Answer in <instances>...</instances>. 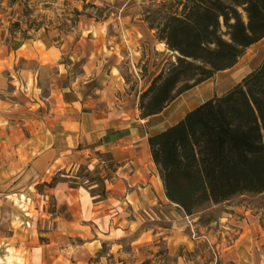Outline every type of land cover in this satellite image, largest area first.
<instances>
[{
    "label": "crops",
    "instance_id": "1",
    "mask_svg": "<svg viewBox=\"0 0 264 264\" xmlns=\"http://www.w3.org/2000/svg\"><path fill=\"white\" fill-rule=\"evenodd\" d=\"M118 32L120 36H115L119 39L118 44L99 40L94 56L100 54V57L87 63L80 78H69V81L67 71L59 69L64 67L61 64L66 54L64 44L32 40L20 44L6 56L0 53L2 67H9L11 60L24 63L20 73L27 81L26 86L9 92L11 81L3 75L7 69L0 70V161L11 163V169L4 164V175L16 174L18 179L26 170L33 169L37 180L28 186L27 190H30L40 181L52 178L56 171H75L83 163L92 167L94 155H106L112 170L101 169L97 174L105 179L101 196L93 191V185L86 186V189L64 186L62 191L73 206L89 204L92 216L95 214L102 220L108 218L109 222L104 227L108 231L111 227L120 235L123 230L131 233L132 225H139V221L132 220L133 216L143 220L146 215L158 219L165 215L163 210L166 211L168 204H172L153 160L149 138L175 126L203 103L227 94L258 70L264 63V39L248 48L233 68L221 71L185 92L159 115L142 119L140 96L162 73L168 61L159 58V66L143 78V82L148 83L144 90H141L143 85L139 86L140 89L137 86L130 90L119 68L124 57L117 56V49L122 47L132 51L131 45L148 38L149 29L145 25L129 26L118 28ZM159 43L164 46L163 42ZM105 49L110 52L109 57H101ZM155 52L161 57L164 51L157 46ZM13 61L12 64L15 63ZM30 79L35 80L32 88L29 87ZM37 82L42 86L34 87ZM14 195L25 194H13L8 198ZM231 210L229 228L233 233L220 254V264H264V222L249 209L234 207ZM155 211L160 214H152ZM73 222L69 220L68 224ZM26 223L31 227V222L27 220ZM8 230L10 234L0 231L2 256L5 249L2 246L8 247L17 241L18 233L11 224ZM30 232L31 260L40 251L44 255L50 252L51 245L40 246ZM168 238L175 240L174 248L194 246V242L184 234L180 236L175 232Z\"/></svg>",
    "mask_w": 264,
    "mask_h": 264
},
{
    "label": "rangeland",
    "instance_id": "2",
    "mask_svg": "<svg viewBox=\"0 0 264 264\" xmlns=\"http://www.w3.org/2000/svg\"><path fill=\"white\" fill-rule=\"evenodd\" d=\"M164 1L0 0V53L6 56L20 44L32 40L64 44L66 54L61 63L64 67L59 69L67 71L69 81V78H80L87 63L100 57V54L94 56L99 40L118 44L119 39H115L120 34L118 28L145 25L149 29L148 38L131 45L132 51L122 47L117 49V56L124 57L119 68L129 83V89L135 90L143 85L141 90H144L148 83L143 82V78L159 66V58L168 61L163 71L177 61L178 54L170 51L164 42V46H160L156 30L150 28L149 21L156 19V25L160 23L162 16L156 13L157 5ZM122 36L125 38L124 34ZM157 46L164 51L161 57L155 52ZM109 53L105 49L101 57H109ZM12 61L9 67L0 65V70L7 69L3 75L11 81L9 92L21 89L27 82L20 73L24 63L18 60L12 64ZM34 82L29 80L30 88ZM35 86L40 87L42 83L37 82ZM93 158L92 167L83 163L75 171H56L52 178L40 181L30 190H27L28 186L37 180L34 179L33 169L26 170L18 179L16 174L4 175V164L11 169V163L0 161V231L10 234L8 229L11 224L18 233L17 241L8 247L2 246L5 249L3 256L0 254V264H220V254L233 233L229 228V215L233 213L231 208L249 209L251 214L264 222V194L236 196L222 204L210 202L196 209L192 215L168 199L172 204H168L167 212L163 210V217L151 219L146 215L144 218L142 213L143 220L133 216L132 220L139 221V225H132L131 233L123 230L124 233L118 235L111 227L110 231L104 227L109 222L108 218L102 220L95 214L92 216L89 204L73 206L67 202L62 191L64 186L86 189V186L93 185V191L101 196L105 179L97 174L101 169L108 171L112 167L106 155H94ZM19 193L25 195L8 198ZM152 214L160 213L155 211ZM27 220L31 222V227ZM69 220H74L73 224H68ZM26 230L32 231L30 233L38 239L40 246L51 245L50 252L44 255L40 251L31 260L33 246ZM175 232L180 236L187 235L194 246L174 248L175 240L168 237Z\"/></svg>",
    "mask_w": 264,
    "mask_h": 264
},
{
    "label": "trees",
    "instance_id": "3",
    "mask_svg": "<svg viewBox=\"0 0 264 264\" xmlns=\"http://www.w3.org/2000/svg\"><path fill=\"white\" fill-rule=\"evenodd\" d=\"M156 13L161 21H149L151 30L178 55L140 96L142 119L233 68L264 39V0H165ZM149 146L167 198L189 215L210 202L264 194V63Z\"/></svg>",
    "mask_w": 264,
    "mask_h": 264
},
{
    "label": "bare ground",
    "instance_id": "4",
    "mask_svg": "<svg viewBox=\"0 0 264 264\" xmlns=\"http://www.w3.org/2000/svg\"><path fill=\"white\" fill-rule=\"evenodd\" d=\"M160 44V43H159Z\"/></svg>",
    "mask_w": 264,
    "mask_h": 264
}]
</instances>
